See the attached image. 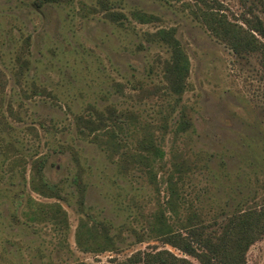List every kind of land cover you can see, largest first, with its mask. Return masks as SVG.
<instances>
[{
  "label": "rangeland",
  "instance_id": "obj_1",
  "mask_svg": "<svg viewBox=\"0 0 264 264\" xmlns=\"http://www.w3.org/2000/svg\"><path fill=\"white\" fill-rule=\"evenodd\" d=\"M35 1L0 0V264H116L138 251L162 249L199 264L161 240L134 242L126 227L128 240L118 252H82L76 244L81 214L73 196L71 203L60 201L68 212L66 236L53 224L29 222L25 201L15 210L13 197L30 178L33 160L43 155L49 156L47 178L67 182L77 168L71 147L85 164L87 206L115 225L148 229L151 214L166 200L161 177L166 173L157 186L138 172L121 177L115 156L77 134V115L90 105H112L134 113L125 145L135 148L149 122L167 152L168 170L174 149L198 166L185 177L183 203H194L207 221L222 222L234 209L263 207L264 49L236 55L195 17L188 5L194 0H106L112 11L128 16L126 28L108 19L101 0H63L40 9ZM210 1L243 25L245 14L264 19V0ZM136 9L159 20L140 23L130 15ZM171 27L191 61L180 99L167 87L168 49L144 36ZM182 108L194 127L178 135L175 120ZM164 117L170 125L166 134L160 127ZM26 194L58 201L32 192L29 181ZM247 264H264V236L249 248Z\"/></svg>",
  "mask_w": 264,
  "mask_h": 264
},
{
  "label": "trees",
  "instance_id": "obj_2",
  "mask_svg": "<svg viewBox=\"0 0 264 264\" xmlns=\"http://www.w3.org/2000/svg\"><path fill=\"white\" fill-rule=\"evenodd\" d=\"M166 2L171 0H164ZM177 2L181 0H175ZM63 0H36L37 9L45 4L62 3ZM109 1L101 0V5L110 21L126 28L128 16L120 11H112ZM189 8L205 28L218 40L227 44L238 56L257 52L264 49V19L257 14L243 15L241 24L232 21L223 12L220 3L210 0L188 1ZM131 17L140 23H151L159 20V16L133 10ZM175 27L160 28L154 32H146L145 39L149 43H158L169 51L165 66V77L169 93L181 98L187 90V78L190 73L191 61L186 49L177 37ZM46 93V92H41ZM176 98V99H177ZM134 113L119 111L112 105L99 108L90 105L85 114L75 117L77 134L85 140L97 143L107 156L113 157V164L118 175L126 178L132 173H140L151 184L157 186L158 176L162 174V183L166 186V200L160 201L148 221V229L129 228L127 223L115 225L110 219L102 217L93 207L86 204L88 182L85 177V164L81 161L80 153L70 147L77 168L67 182H51L45 167L49 161L48 155L33 160L30 178L27 179L32 192L44 197L57 199L52 203L40 202L26 194L24 188L14 194L15 210L21 208L22 199L26 207L24 213L31 223H50L60 232L67 235L70 229L68 212L60 201L71 203L73 196L78 203L81 214L76 232V244L82 252H118L127 243L124 228L134 236V242L141 243L154 238L166 245L178 249L182 253L198 260L199 264H247L249 248L264 236V206L234 209L225 214L222 222L207 221L198 206L194 203L186 206L183 194L185 177L195 163H190L181 150L172 151V168L166 167L167 152L158 141V137L149 130V122L143 126V132L136 137L135 148L125 145L123 134L132 128L129 121L135 119ZM133 116V117H132ZM160 125L164 134L170 128L167 118ZM176 123V134L180 135L193 129V118L187 108H182ZM129 128H128V126ZM134 127L140 125L134 124ZM141 127V126H140ZM142 133V134H141ZM163 138H165L163 136ZM127 144V143H126ZM132 172V173H131ZM68 187L71 189L68 190ZM185 208V210H183ZM14 217V214H13ZM18 217V215H17ZM15 218V217H14ZM16 219V218H15ZM18 221V218H17ZM76 264H91L78 261ZM116 264H195L186 257H181L169 249L155 251H138L125 261Z\"/></svg>",
  "mask_w": 264,
  "mask_h": 264
}]
</instances>
